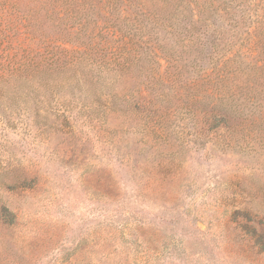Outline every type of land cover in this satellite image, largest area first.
Returning a JSON list of instances; mask_svg holds the SVG:
<instances>
[{"label": "rangeland", "instance_id": "1", "mask_svg": "<svg viewBox=\"0 0 264 264\" xmlns=\"http://www.w3.org/2000/svg\"><path fill=\"white\" fill-rule=\"evenodd\" d=\"M45 6L0 0V264H264L233 214L243 184L260 189L246 209L264 220V145L161 142L116 113L96 140L81 120L70 133L44 126L14 72L34 48L28 17L48 27ZM157 161L172 169L149 170Z\"/></svg>", "mask_w": 264, "mask_h": 264}, {"label": "trees", "instance_id": "2", "mask_svg": "<svg viewBox=\"0 0 264 264\" xmlns=\"http://www.w3.org/2000/svg\"><path fill=\"white\" fill-rule=\"evenodd\" d=\"M44 1L48 27L28 17L34 48L14 76L35 109L43 104L45 127L70 133L81 120L96 140L116 113L161 142L264 145V0ZM170 98L173 112L150 105ZM240 190L234 222L263 254L264 220L246 209L260 189Z\"/></svg>", "mask_w": 264, "mask_h": 264}]
</instances>
